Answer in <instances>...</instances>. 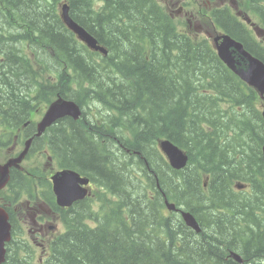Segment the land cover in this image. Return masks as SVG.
<instances>
[{"label": "trees", "instance_id": "16d2710c", "mask_svg": "<svg viewBox=\"0 0 264 264\" xmlns=\"http://www.w3.org/2000/svg\"><path fill=\"white\" fill-rule=\"evenodd\" d=\"M99 1L0 0V99L16 110L58 95L75 100L85 118L57 123L49 136L56 158L61 168L94 176L116 199L101 205L94 224L88 220L99 212L91 202L77 210L46 264H234L223 242L240 240L245 223L259 229H251L252 241H264L259 97L207 39L180 30L156 0H110L101 9ZM65 4L108 55L68 28ZM164 139L189 155L184 170L158 150ZM111 149L127 163L108 158ZM167 199L191 212L202 232L168 213ZM8 246L4 264H30L23 241Z\"/></svg>", "mask_w": 264, "mask_h": 264}, {"label": "flooded vegetation", "instance_id": "af4514ba", "mask_svg": "<svg viewBox=\"0 0 264 264\" xmlns=\"http://www.w3.org/2000/svg\"><path fill=\"white\" fill-rule=\"evenodd\" d=\"M109 1L100 0L98 8L101 9L103 7L102 4L107 5ZM223 1L225 2L222 3ZM174 5H178V3H174ZM183 6L180 7L177 13L184 14V19L189 30L188 34L191 37L195 39L206 38L216 51V46L221 44L223 38L218 41H216V39L223 35H228L241 44L245 52L251 57L264 64V0L212 1L207 10L208 13H203L201 17L194 13V8L191 3H186V5L183 4ZM191 17H195L196 21L191 19ZM237 60L242 67L247 66V62L242 57L237 55ZM240 81L245 85V90L249 88L252 89L255 95L259 97V99H262L257 90L253 89L243 80L240 79ZM29 100L31 101L32 99H26L25 102L30 103ZM54 100L55 99H48V101H44L38 108L35 102L33 106L26 110H16L14 106L9 107L8 104L3 106V111L0 108V114L14 132L9 135V141L7 143L0 144V166L8 165L16 158H19L25 149L26 142L30 140L29 153L22 159L21 163L9 167V182L0 190V206H3L7 211L9 223L12 226L11 242L16 241L15 233H17L18 238L27 246L33 248V251L31 250L29 255L26 256L30 262L36 260L37 254L44 257L47 251L51 250L53 242L68 232L67 230H69L72 225L71 221L73 216L78 213L77 210L81 212L84 211L87 202H91L92 207L93 187L96 188V185H98V180L95 179L94 176H86L90 180L89 186H87L89 196L82 201L74 202L68 207H61L58 204L57 196L53 189L52 177L56 173L70 168L60 167L54 152V146L51 143L52 140H50L49 136L58 132L56 131L57 123L58 125L61 121L67 123L65 119L72 118L67 117L58 120L47 130L44 137L47 146L38 143V138L35 133V129L46 113L49 104ZM80 121L81 120H75V122ZM84 124L86 125L87 122ZM91 130L92 128H89V131ZM69 132H71V127ZM33 155L40 157L46 155V158H44L47 163L44 165L43 169H37L41 171L38 175L28 170L30 166L28 160H30ZM63 159L65 161L68 160L67 157ZM49 162H52L53 166L55 165L57 169L54 170V168H52L51 175L48 176L47 173L49 171L47 170V165ZM28 179H30L29 183ZM242 186L245 185L242 184ZM246 187L247 188L244 187L240 190L242 192H247L249 186L246 185ZM22 188H25V190L23 191ZM24 194L26 195L25 197L23 196ZM110 198L111 205H113L116 201L115 195H112ZM98 199L102 200L100 197H98ZM177 210L178 212L176 214L179 216H181L180 213L184 212V210L179 207H177ZM96 212L99 213L94 215L95 217L92 218L94 220H88L89 224H94V221H96L98 219L97 217L100 215L101 209H98ZM62 227L63 230L60 232ZM232 243L233 242L230 241L223 242L225 251L227 254L229 253L226 257L227 261L230 260L234 264H251L252 259L257 258L259 260H253L254 264H264V250H262L263 254H251L250 252L245 254L244 252L231 250L229 246H231ZM39 248L42 249L40 253L36 251L37 249L40 250ZM232 254L240 255L243 261L241 263L237 262Z\"/></svg>", "mask_w": 264, "mask_h": 264}, {"label": "water", "instance_id": "95a60500", "mask_svg": "<svg viewBox=\"0 0 264 264\" xmlns=\"http://www.w3.org/2000/svg\"><path fill=\"white\" fill-rule=\"evenodd\" d=\"M62 17L68 27L78 35L79 39L83 41L88 47L93 50L100 51L107 54V50L99 45L97 39L92 36L86 29L75 22L69 15V6L63 7ZM221 38V37H220ZM219 38V39H220ZM223 41L216 47L218 56L226 63V65L234 71L243 81L247 82L251 87H254L263 98V117H264V65L262 62L251 57L242 45L235 42L229 36H223ZM237 55L242 57L247 66L242 67L237 60ZM81 107L71 100H64L59 97L48 108L44 118L38 125L37 137L43 136L48 127L54 125L58 120L71 117L78 120L82 116ZM160 149L167 157L171 168L177 171L185 169L189 162V156L176 144L170 140H162L159 144ZM30 148V141L26 145L25 151L19 158H16L8 165L0 166V190L3 189L9 182V167L21 163L22 159L27 155ZM264 159V146H263ZM90 180L87 177H82L80 173L75 170L67 169L56 173L52 177L54 193L57 196L58 204L61 207L71 206L74 202L83 200L88 195V190L85 188ZM239 189L244 188L238 186ZM166 206L170 211H178L176 204L166 200ZM182 217L186 225L198 234L201 233L202 228L195 216L190 212H182ZM11 238V225L9 223L8 213L0 207V264L6 261V243ZM237 262H242V258L238 254H232Z\"/></svg>", "mask_w": 264, "mask_h": 264}, {"label": "rangeland", "instance_id": "374dc122", "mask_svg": "<svg viewBox=\"0 0 264 264\" xmlns=\"http://www.w3.org/2000/svg\"><path fill=\"white\" fill-rule=\"evenodd\" d=\"M107 1H109V0H107ZM156 1H158L164 7V9L166 8L165 9V13H167L171 17V19H173V20L176 19L175 23H176L177 27L180 30L185 31V33H188L189 30L186 29L187 28V23H186V21L184 19V17H185L184 14L183 13H177V11L180 9V7L183 6V4L186 5V3H191L193 8H194V13L201 17L203 13H205V14L208 13L207 10H208L209 6L211 5L212 1L216 2V1H220V0H156ZM224 2L225 1H223L222 3H224ZM113 3L114 2H111L110 4H113ZM174 3H178V5H174ZM197 11H200V12H197ZM192 13H193V11H192ZM191 19L196 21L195 17H191ZM190 34H192V33H190ZM45 74L46 73H43L44 76H45ZM6 104H8V103H6V102H4L3 100L0 99V108H1L2 111H3V106H5ZM42 104H43V102L38 103L36 105L37 108L40 105H42ZM102 110L104 111V109H102ZM95 112H96V110H92L91 113H90V117L92 119H93L92 113L95 114ZM83 117L85 118L84 113H83ZM87 125H89V124L87 123L86 126ZM11 129L12 128L6 123V121L4 120L3 116L0 114V144L7 143L9 141L8 140L9 135L14 133ZM109 129H111V131H113V132L109 133V137L111 136L110 138L115 139L114 126H112V125L109 126L107 128V130H109ZM41 144L44 145V146H47L46 145L47 143H46L45 140H43L41 142ZM109 145H110V143H108V141H107L106 147L109 146ZM125 156H126V159L124 158ZM44 157L46 158V155H44L43 157L33 155L30 158V160H28L30 162V166H29L28 170L30 172H32L33 174H38L39 172H41V171H38L37 169L38 168L43 169L44 165L47 163V161H46V159ZM124 157L119 153L118 150H112L111 149L110 153L108 154V158H111L120 167H122V164L127 163V160L129 159V157L127 155H124ZM123 167H125V166H123ZM52 168H54V170L57 169V167L55 165L53 166L52 162H49V164L47 165V170L49 171L47 173L48 176L51 175ZM134 172L137 173V174H140V171H139L137 165H135V167H134ZM96 186H97L96 188L93 187L94 191H93V195H92L93 203H92V208L91 209H92L93 212H96L98 209H100L102 203L111 206V202H110L111 193L108 192V191L104 192L102 187H99L98 185H96ZM248 189H250V186L248 187ZM43 190H44V186H43ZM102 191L104 193H102ZM4 193H8V192H4ZM23 196L25 197L26 195L24 194ZM99 196L102 198V200L98 199ZM246 197H248V196H246ZM235 199L239 200V196L236 195ZM100 216H101V214H100ZM251 229H253V228L248 226V224L245 223L244 224V228H243V230H245V234L240 237L241 241L240 240H236V241H230V242H233L232 244H234V245L237 244L240 248H242L241 250L245 254L249 253V252L251 254H253V253L254 254H263V251H262L263 249L262 250L261 249H256V247L264 248V241H252L253 240L252 236H253L254 233L251 231ZM62 230H63V227L61 228L60 232H62ZM254 231H259V229L254 230ZM249 245L253 246L254 249H250V250L246 249V247H248ZM36 251L38 253H40V250L37 249ZM228 254H227V256H228ZM48 256L49 255H47V253H46V255L44 257H41L40 254H37L35 262L34 263L30 262V264H46L48 262V260H49ZM253 260H259V259H257V258L252 259L251 264H254ZM222 264H226V263H222Z\"/></svg>", "mask_w": 264, "mask_h": 264}]
</instances>
